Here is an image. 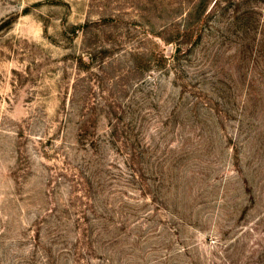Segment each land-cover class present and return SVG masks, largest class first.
<instances>
[{
	"label": "rangeland",
	"instance_id": "374dc122",
	"mask_svg": "<svg viewBox=\"0 0 264 264\" xmlns=\"http://www.w3.org/2000/svg\"><path fill=\"white\" fill-rule=\"evenodd\" d=\"M0 264H264V0H0Z\"/></svg>",
	"mask_w": 264,
	"mask_h": 264
},
{
	"label": "trees",
	"instance_id": "16d2710c",
	"mask_svg": "<svg viewBox=\"0 0 264 264\" xmlns=\"http://www.w3.org/2000/svg\"><path fill=\"white\" fill-rule=\"evenodd\" d=\"M191 32H192V29L190 28L189 29ZM190 34V33H189ZM171 40V39H170ZM174 41V40H173ZM163 62H165V57L163 56V55H161L160 57H159V59H155V65L153 66L154 68L156 67V68H159V67H164V63ZM178 72V74H177V78H178V80L180 79V77L181 78H183L184 79V73H182V71H177ZM179 75V76H178ZM81 242V239H79V243Z\"/></svg>",
	"mask_w": 264,
	"mask_h": 264
}]
</instances>
